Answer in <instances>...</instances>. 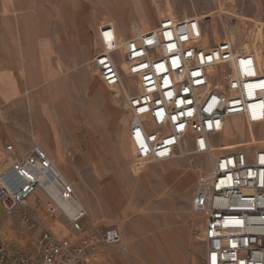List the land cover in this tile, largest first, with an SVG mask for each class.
<instances>
[{
    "label": "rangeland",
    "instance_id": "rangeland-1",
    "mask_svg": "<svg viewBox=\"0 0 264 264\" xmlns=\"http://www.w3.org/2000/svg\"><path fill=\"white\" fill-rule=\"evenodd\" d=\"M83 1L88 11L99 10L103 23L106 17H113V25L119 28L121 37L133 33L135 22L139 32L174 14L191 18L200 15L201 18L193 21L198 43L211 47L231 39L250 53V56H239L241 73L244 76L251 72L264 73V0ZM149 11L152 22L147 15ZM59 12L57 8L53 30L55 41L59 40L53 49L54 74L46 77L48 82L42 77H30L29 90L7 93L19 96L21 102L19 108L6 110L5 120L7 126L15 118L19 119L18 132L23 138L12 142L16 156L21 157L35 143L40 144L75 184L76 194L88 213L82 221L85 228L99 231L119 228L122 240L100 248L89 261L204 264L206 219L192 205L199 176L210 168L207 156L192 160L177 152L172 159L149 163L138 173L132 172L134 147L124 100L116 101L113 94L117 91L103 83L92 63L99 46L98 23L96 29L88 31L93 42L89 50L81 32L70 27L66 35L56 28ZM125 80L131 83L128 77ZM239 121L248 125L244 116H236L222 133L215 135L216 154L223 150L248 149L249 145V148L264 146V122L251 123L243 130L234 129L232 125ZM235 136L238 139L234 141ZM27 140L29 144L25 145ZM188 148L185 145L187 151ZM5 155L1 149L0 171L7 166ZM186 173L193 176V181L183 186ZM38 196H45L40 188L30 202H36ZM26 210L31 207L18 211ZM30 212L45 220L59 237L70 234L75 238L76 233L70 231L71 223L65 215H53L43 207Z\"/></svg>",
    "mask_w": 264,
    "mask_h": 264
},
{
    "label": "built area",
    "instance_id": "built-area-1",
    "mask_svg": "<svg viewBox=\"0 0 264 264\" xmlns=\"http://www.w3.org/2000/svg\"><path fill=\"white\" fill-rule=\"evenodd\" d=\"M98 44L92 57L96 73L105 85L120 89L130 114L132 172L172 159L182 153L181 145H189L192 160L207 156L210 168L199 176L192 205L206 219L204 264H264V147L215 154L214 137L231 115H244L248 124L264 122V73L241 76L237 69V57L250 56L249 50L231 39L203 47L194 39L191 18L179 15L126 37L112 23L100 25ZM126 77L135 81L130 93L123 86ZM6 149L13 155L0 171V203L7 214L12 217L28 205L40 188L49 200L38 196V202L53 215L68 217L79 235L61 239L34 213L25 212V222L43 226L37 251L46 262L88 264L100 248L122 240L117 227L85 228L84 206L70 215L52 198L53 181L63 201L74 199L76 187L40 144L21 157L13 144ZM0 264L36 262L0 238Z\"/></svg>",
    "mask_w": 264,
    "mask_h": 264
},
{
    "label": "crops",
    "instance_id": "crops-1",
    "mask_svg": "<svg viewBox=\"0 0 264 264\" xmlns=\"http://www.w3.org/2000/svg\"><path fill=\"white\" fill-rule=\"evenodd\" d=\"M87 6L83 0H0V76H4L0 77V150L3 149L6 154L4 164L8 163L13 156L6 149L7 145L13 144L15 148V143L12 142H18L23 138L18 132L20 126L18 118L6 126V110L21 106L19 96L15 97L13 94L7 95L6 93H21L29 90L30 77H42L45 82H48L46 77L54 74L53 49L54 43H59L58 39L55 41L53 35L57 8L60 12L57 16L56 28H60L61 32L66 35L70 27L81 32L89 50L93 42L88 31L96 29L98 23L96 30V42L98 43L99 26L105 23L113 24V17H106L103 23L102 17H99V10L88 11ZM7 129L10 130L9 133ZM28 144L27 140L25 145ZM31 198L24 208L31 207L32 211H37L41 207L45 209L44 204L38 202L37 198L36 202H30ZM18 210L11 217L0 203V238L9 247L30 256L36 264H61L48 263L38 253L37 241L43 226L23 220V214L31 210L22 213ZM42 222L47 226L45 220ZM70 231L76 233L75 238H72L70 234L58 237L64 240L78 239L79 235L72 225ZM88 264H114V262L113 260L94 259Z\"/></svg>",
    "mask_w": 264,
    "mask_h": 264
},
{
    "label": "bare ground",
    "instance_id": "bare-ground-1",
    "mask_svg": "<svg viewBox=\"0 0 264 264\" xmlns=\"http://www.w3.org/2000/svg\"><path fill=\"white\" fill-rule=\"evenodd\" d=\"M111 3H114V0H109ZM124 2L125 3H127L128 2V0H124ZM113 11L116 13V8L115 7H113ZM147 15H148V17H149V20L152 22V18H151V13H150V11L147 13ZM175 15V14H174ZM173 15V16H174ZM170 17H172V16H169L168 18H170ZM167 18V19H168ZM189 18H191V17H189ZM199 18H201V16L200 15H197V16H194V17H192L191 18V20L192 21H196V20H198ZM106 24V23H105ZM103 25V24H102ZM115 26V25H114ZM139 25H138V23H133V33H141V32H144V31H146V30H142V31H139V32H137L138 31V27ZM156 26H158V25H156ZM156 26H154V27H156ZM116 27V26H115ZM117 28V27H116ZM153 28V27H152ZM151 29V28H150ZM118 30V29H117ZM147 30H149V29H147ZM119 31V30H118ZM120 34V33H119ZM195 39V38H194ZM196 41V40H195ZM197 42V41H196ZM122 61V60H121ZM237 69H238V71H239V74L241 75V76H244V74H242L241 73V71H240V68L242 67L241 66V64H240V58L239 57H237ZM123 62V64H124V67L126 68V63L124 62V60L122 61ZM213 70H215V69H213ZM1 77V76H0ZM4 76H2L1 78H3ZM129 78V80L131 79L130 77H128ZM126 79V78H125ZM125 79H123V86H124V88L127 90V92L128 93H130V91L128 90V87H130V88H134V86H135V81L133 80V79H131L130 81H131V83L129 84ZM3 80V79H2ZM9 82V81H8ZM10 85H11V83H10ZM12 87V86H11ZM114 92L115 91H117V92H115L113 95H114V97H115V99H116V101H120L121 100V91H120V89L119 88H117V87H115V88H111ZM3 90H4V88H3ZM5 91V90H4ZM7 94V93H6ZM8 95V94H7ZM128 113V115H129V119H130V114H129V112H127ZM236 116H244V115H242V114H235V115H231L228 119H227V121H226V125H225V128H226V126L228 125V123H229V121H230V119H232V118H234V117H236ZM245 117V116H244ZM251 125V123L250 124H246L244 121H239V122H237V123H234L233 125H232V127L234 128V129H237V130H243V129H246L247 128V126H250ZM231 128V127H230ZM225 130V129H224ZM223 130V131H224ZM238 139V136H235V138L233 139L234 141L235 140H237ZM220 140L222 141V144H223V139L222 138H220ZM248 146V145H247ZM255 146H258V147H264V146H259V145H255ZM246 147V146H245ZM249 147H251L250 145H249ZM248 147V148H249ZM189 149V148H188ZM190 150V149H189ZM189 150L187 151L186 149H185V145H181V152L182 153H186V154H183L184 155V157L185 156H187V154L189 153ZM181 154V153H180ZM215 154H216V150H215ZM176 156V153L174 154V156L173 157H175ZM53 160V159H52ZM9 162H11V161H9ZM8 162V163H9ZM161 162V161H160ZM7 163V164H8ZM55 163V162H54ZM56 165V164H55ZM56 167H57V169H58V171L64 176V177H66L64 174H63V172L61 171V169L56 165ZM136 173H138V172H136ZM192 181H193V176L191 175V174H185L184 176H183V186H185V185H189V184H191L192 183ZM46 187H47V185H46V183L44 182L43 183ZM38 191V190H37ZM50 195L52 196V198L55 200V201H57L59 204H60V206L62 207V208H64L70 215L71 214H73L78 208H79V206H83V203H82V201H81V199H80V197L76 194V196L74 197V199H72L71 201H63V200H61L60 199V195H59V189H58V187H57V184L53 181V183L52 184H50Z\"/></svg>",
    "mask_w": 264,
    "mask_h": 264
}]
</instances>
